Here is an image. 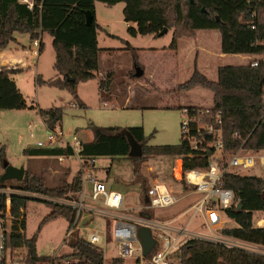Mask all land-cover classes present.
I'll list each match as a JSON object with an SVG mask.
<instances>
[{
    "label": "trees",
    "instance_id": "obj_1",
    "mask_svg": "<svg viewBox=\"0 0 264 264\" xmlns=\"http://www.w3.org/2000/svg\"><path fill=\"white\" fill-rule=\"evenodd\" d=\"M108 6L124 3L123 15L132 36L153 34L158 36L164 29L173 30L171 49H176L183 37L195 36L199 30L217 29L221 33V52L223 54H258L263 47L257 41H264V0H35V7L29 9L18 0H0V50L15 40V33H29L32 42L48 33L53 37L55 50L54 67L59 77L44 80L37 77V84L47 83L69 90L77 99L79 106H86L78 95V86L96 78L100 67L98 29L96 22V2ZM92 12L94 20L88 25L86 12ZM258 13L256 30L250 27V15ZM134 51L133 48H130ZM15 69H0V111L23 109L26 99L12 78ZM109 80L101 79L104 87ZM203 87L213 92L215 111L223 118L224 151L233 154L240 149L260 151L264 149V62L259 66L250 63L242 65H222L218 68V79L212 80L195 70L191 77L178 86V91ZM182 108V107H180ZM49 131L55 130L64 116L62 107L40 109ZM91 141L81 142L80 155L83 157H128L138 165L148 156L183 157L184 168H208L212 160L207 153H196L187 143L178 145L151 146L143 126L119 127L91 125ZM130 132L141 145L142 156H130L131 144L127 135ZM235 133L240 136L236 137ZM26 153L42 156L71 157L75 155L70 144L65 146L26 149ZM188 187L186 181H182ZM143 186V185H142ZM220 186L233 189L239 202L224 210L226 218L234 220L235 227L225 228L223 233L230 239L264 246V226L254 223V212L264 211V176L227 172ZM150 187L146 189V193ZM19 190L27 193H44L65 196L70 191L82 189V179L78 174L72 182L59 187H48L44 179L26 169ZM28 195H12V212L18 218L23 230L27 222L23 209ZM49 204L51 210L44 217L41 226L48 221L64 217L71 229L75 218L74 210L68 206ZM6 207V196L0 194V209ZM19 245L28 247L32 259H39L37 237L16 234ZM69 246L73 249L68 256L80 259L85 264H104V253L99 247L87 242L79 232L72 233ZM120 261V260H115ZM180 264H264V253L242 246L192 238L179 251Z\"/></svg>",
    "mask_w": 264,
    "mask_h": 264
},
{
    "label": "rangeland",
    "instance_id": "obj_2",
    "mask_svg": "<svg viewBox=\"0 0 264 264\" xmlns=\"http://www.w3.org/2000/svg\"><path fill=\"white\" fill-rule=\"evenodd\" d=\"M123 8L124 3L108 6L99 1L95 4L99 20L123 19ZM114 25L122 27L119 22ZM129 27H136V24L131 23L127 27L128 35H124V40L111 38L101 29L98 30L101 45L100 68L96 72L95 79L81 82L78 86L79 98L86 106H79L75 96L67 89L47 83L37 84L38 75H41L44 80H53L59 77L54 67L56 54L53 48V37L48 33L42 34L44 48L36 58L30 52V49H36L30 34L16 33L21 45L25 46L24 48L19 46L18 55L26 59L29 66L24 71L14 73L12 78L23 93L27 107L0 111V179L5 172V161L14 167H24L25 173L28 168L32 173L42 177L48 187H59L72 182V177L80 170L79 159L76 155L65 157L61 161L57 156L47 158V156L25 152L29 148L51 147L49 130L40 114V109L62 107L64 110L63 119L59 124L62 136L55 146L74 144L75 137L80 141L92 139L91 125L124 128L143 126L148 144L151 146L181 143V123L185 116L182 108L175 107L181 103V96L176 86L186 80L196 68L211 79L218 78L217 72L210 73L206 67L217 60L216 49L220 44V32L217 29L199 32L198 39L211 49V54L200 53L194 65L186 59L185 48L190 42L188 39L182 40L181 48L177 52L170 48L173 37L171 29L159 36L152 34L132 36ZM130 48H133L134 51ZM174 57L184 66L178 70L174 69L172 72L167 68V63L171 64ZM185 62L190 65L189 69H186ZM243 63H249V61L240 54H230L220 62L222 65ZM138 66L144 70V75L135 78L134 73ZM108 75V83L102 87L101 79H106ZM163 78H166L163 82L164 85H162ZM201 89L200 91L203 90L205 94L200 99L210 103L212 101L211 91ZM72 103L76 106L73 107ZM40 143L44 146H41ZM216 154L221 155V152L217 151ZM176 159L168 155L148 156L137 164L138 173L135 174L133 171L136 165L128 157H100L96 163L94 175L104 179L109 189L117 190L123 194V213L139 215L144 212L151 218L175 220V225L182 226L189 217V214L185 215L183 212L185 207L197 200L198 197L190 192L193 187L185 188L184 184L174 178L173 168L176 165ZM251 173H259L264 176V170L258 169ZM156 181L172 187L175 194L182 199L168 208H142L140 212L139 209L147 202L146 190L143 189V186L147 189ZM20 186L21 181L18 179L0 181V189L20 191L18 189ZM85 188L90 192L91 184L85 182ZM69 193L74 195L75 192L70 191ZM184 195L185 197H183ZM98 207L103 214L109 212L107 208L100 205ZM50 210L49 204L44 201L36 198L27 201L26 207L23 209L27 222V237H37V253L41 258H53L59 254L63 255L64 259H78L68 256L73 252V249L69 244H65L69 226V221L66 218L59 217L48 221L39 229ZM98 212L86 213L84 221L76 232H79L83 237H87L88 233L94 230H107L110 233L115 220ZM263 218L264 211L254 212L255 225L264 226V221L259 224ZM234 226H236L234 220L224 217L221 225L211 228L203 222L200 214H197L188 229L203 234L223 236L225 228ZM243 247L247 248L246 244ZM116 254V245L110 236L109 243L104 249L106 264H113L112 257ZM135 256H138V253H135ZM131 263L129 261V264Z\"/></svg>",
    "mask_w": 264,
    "mask_h": 264
},
{
    "label": "built area",
    "instance_id": "obj_3",
    "mask_svg": "<svg viewBox=\"0 0 264 264\" xmlns=\"http://www.w3.org/2000/svg\"><path fill=\"white\" fill-rule=\"evenodd\" d=\"M26 4L29 9L35 7V0H18ZM258 13L253 11L250 15V27L256 30ZM263 47V51L258 54L243 55L249 63L256 67L264 62V41H257ZM36 49L31 50L36 58L40 55L41 38L33 41ZM72 106L76 104L72 103ZM184 120L182 125V140L187 143L196 153H211L212 158L208 168H194L189 171L184 168L183 157L176 159L173 168L174 178L181 182L186 181L188 186L193 187L192 193L198 195L197 200L190 203L183 211L189 214L184 225H175V220L154 219L145 215H132L123 213L124 196L122 193L109 189L105 181L94 175L96 170V157H83L80 155L81 142L75 137V143L70 144L79 159L80 174L82 179V189L78 192L69 193L64 197L54 196L44 193H27L17 190L0 189V194L6 196V207L0 209V264H85L80 259H64L63 255L56 254L53 258L32 259L28 247L19 245L16 234L24 233L18 218L12 212V195L24 194L36 198L46 203H53L61 206H68L74 210L75 218L71 229L67 231L65 244L68 245L72 233L76 232L84 221V215L94 211L103 214L98 205L107 208L104 216L114 219L113 228L110 233L107 230H94L88 233L87 237H82L89 243L104 249L112 236V242L116 245L117 254L112 257L113 264H180V248L190 239L198 238L214 242L226 243L247 248L252 247L249 243L230 239L222 235L203 234L188 229L190 223L197 214H204V223L215 228L221 225L226 217L224 210L233 203L240 201L233 189L223 188L220 182L227 172L252 174L254 170H264V149L260 151H244L240 149L233 154L224 151L223 118L220 111H215L211 106H185L182 107ZM62 131L59 126L49 131V144L55 147L56 142L61 138ZM236 137L240 135L235 133ZM41 146H44L40 143ZM221 152L217 155L216 152ZM61 161L65 157H58ZM260 173V172H259ZM253 173V174H259ZM260 175V174H259ZM85 182L91 184L90 192L86 191ZM185 197V195H184ZM147 202L144 209L168 208L178 203L182 198L175 194L172 187L166 183L154 182L146 193ZM261 223V222H260ZM150 227L152 235L156 241L155 247L148 255H144L143 246L138 236L140 227ZM255 251V250H254ZM138 253V256H135ZM120 260V261H115ZM104 264L105 257H104Z\"/></svg>",
    "mask_w": 264,
    "mask_h": 264
},
{
    "label": "crops",
    "instance_id": "obj_4",
    "mask_svg": "<svg viewBox=\"0 0 264 264\" xmlns=\"http://www.w3.org/2000/svg\"><path fill=\"white\" fill-rule=\"evenodd\" d=\"M124 6H125V4H124ZM95 15H96V22L100 26L98 30L101 29L102 31H104L111 38L119 39V40H124L125 39L124 38V35H128V33H127V27L131 23H128V22L125 21L124 15H123V19H119V20H114L112 18H108V19H104V20H99V18L97 17V14H95ZM118 22L120 24H122V27L121 28L118 27V26H116V25H114V24H116ZM206 30H208V29H206ZM201 31L202 30L197 31L196 34H195V36L181 38L178 41L177 48L174 49V50H172V51H174V52L176 51L177 52V50H179L181 48L180 45L182 44L181 43L182 40L188 39L190 42L188 43L187 47L185 48V51H186V59L189 60V63L195 65L196 59L199 58L200 53L211 54V49L209 47H207L204 44V42H202V41H200L198 39L199 32H201ZM97 39H98V47L100 48L101 45H100V41H99V34L97 35ZM12 44H14V45H12ZM19 46H21L22 48L25 47L24 45L23 46L21 45V43H20V41H19V39H18V37L16 36V33H15V40L13 42H11L7 48L0 50V69L1 68L15 69V70H18V72L19 71L26 70L25 68L27 66H29V64H28V62H27L26 59H24L22 56H19L18 55L19 52H20ZM43 48H44V45L41 46L40 52L43 50ZM33 49H30V52ZM216 50H217L216 51L217 60L216 61H213V63L208 64V66L206 67L210 71V73H214V72H217L218 73L219 66H222V64H220V62L223 61L225 58H227L230 55V54H223L221 52V33H220V44H219V46L217 45V49ZM185 64H187V65H185L186 66V69H189L190 68V65L188 63H186V62H185ZM243 64H245V63H243ZM226 65H235V64H226ZM237 65H242V64H237ZM183 66L184 65L182 64V62H179L178 59H176V57H174V61L171 64L170 63H167V68H169L172 72H174V69L178 70V68H181ZM195 70H198V69L196 68ZM198 71H200V70H198ZM200 72L203 73V74H205L202 71H200ZM191 75L189 77H191ZM189 77L186 80L181 81L176 86V89L178 90V86L180 84L184 83L185 81H187L189 79ZM207 77L210 78L209 76H207ZM135 78H138V77H135ZM165 79L164 78L162 79V85H164L163 82H164ZM212 80H214V79H212ZM201 88L202 89H205L203 87L198 86V87H195V88H192V89H189V90L179 91L180 96H181L180 97L181 98V103H179L175 107L180 108V107H185V106H211L213 104V92L211 91V93H212V101L210 103H207L204 100L200 99L202 96L204 97V94H205V93H203L204 91ZM200 89L202 91H200ZM206 90H208V89H206ZM127 99H129V98H127ZM203 101L205 102L204 104H203ZM92 139H90L88 141H91ZM82 142H85V141H82ZM63 146H65V145H63ZM48 157L50 158L52 156H47V158ZM47 158H45V159H47ZM77 173H76L75 176L72 177V180L77 176ZM102 180L105 181L104 179H102ZM105 183H106V181H105ZM197 197H198V195H197ZM192 202H194V201H192ZM188 205L185 207V209L188 207ZM128 207H130V206H128ZM142 208H143V206L139 209L140 212H141V209ZM141 215H145L147 217L149 216L148 214H145L144 212H141ZM200 218L204 221V219H205L204 214L203 215H200ZM263 221H264V218L259 221V224H262ZM250 246L255 251H259V252H263L264 251V249H263L264 247H262V246L254 245V244H250Z\"/></svg>",
    "mask_w": 264,
    "mask_h": 264
},
{
    "label": "water",
    "instance_id": "obj_5",
    "mask_svg": "<svg viewBox=\"0 0 264 264\" xmlns=\"http://www.w3.org/2000/svg\"><path fill=\"white\" fill-rule=\"evenodd\" d=\"M193 1V0H192ZM94 20V15L92 12H86V22L88 25L92 24ZM168 28H164L159 35H163L168 32ZM144 74V70L138 66L136 67L134 76L141 77ZM127 135L131 144L130 156H142L143 151L141 145L134 139L133 135L127 131ZM211 153H208L207 156H210ZM5 172L2 175L0 181L4 182L8 179H18L22 181L25 175L24 167H14L8 161L4 162ZM138 236L140 238L141 244L143 246L144 255H148L151 253L153 248L155 247L156 241L152 235L150 227H140L138 230Z\"/></svg>",
    "mask_w": 264,
    "mask_h": 264
}]
</instances>
